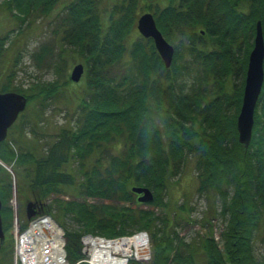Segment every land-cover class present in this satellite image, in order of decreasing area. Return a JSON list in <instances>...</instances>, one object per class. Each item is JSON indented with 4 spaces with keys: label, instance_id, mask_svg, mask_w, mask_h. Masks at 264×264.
I'll use <instances>...</instances> for the list:
<instances>
[{
    "label": "trees",
    "instance_id": "16d2710c",
    "mask_svg": "<svg viewBox=\"0 0 264 264\" xmlns=\"http://www.w3.org/2000/svg\"><path fill=\"white\" fill-rule=\"evenodd\" d=\"M23 1L26 7H19L24 12L18 17L22 23L28 19L32 4L49 10L58 0ZM139 1L115 0L106 26L100 0H70L67 5L59 27L63 30L62 51L67 46L75 48L86 66L87 89L80 116L45 152L21 144L19 139L14 142L9 136L0 142V158L12 165L17 178L21 227L29 221L27 202L34 201L38 212H52L55 207L46 204L44 198L74 189L83 200L58 199L54 201L57 214L53 213L63 227L70 264H88L83 261L80 241L85 233L117 236L142 229L153 234V264L182 260L185 254L193 263L194 251H202L206 264H264V255L259 257L253 248L264 223V85L249 148L239 142L237 127L248 64L247 57L240 54L243 44L239 39L251 43L258 19H262L264 28V0H251L247 11L238 8V0H169L156 11V21L176 47L171 68L165 67L152 38L138 35L129 42ZM9 3L19 6L21 0ZM225 26L234 29L229 40L224 37ZM203 32L213 35L217 44L209 45ZM8 39L9 34L0 38V55ZM51 47L44 44L35 59L42 61ZM189 63L205 75L193 77L188 87L180 79L189 71ZM119 64L124 67L120 72ZM211 75L217 84L210 97L205 84ZM228 75L243 79L232 93L219 82V77L226 81ZM1 89L23 93L10 83ZM58 90L54 81L43 84L35 96L45 101ZM27 96L30 101L31 96ZM106 151L107 156L93 158L94 164L87 167L92 154ZM192 154L197 158L199 192L214 188L221 198V212L228 219L223 247L212 237L200 246L202 249L184 243L182 246L191 247V251L184 247L179 251L181 246L175 245L178 236L160 235L161 229L154 225V210L141 207L168 204L165 197L169 182ZM71 158L79 165L77 171L76 167L64 166ZM7 171L0 165L5 231L12 228L14 219L13 182ZM131 183L150 187L154 200H136L129 189ZM87 197L113 201L99 204L87 201ZM122 201H133L138 207L122 206ZM185 204L179 208L184 210ZM69 216L80 222V229L68 227ZM0 249L7 251L5 241ZM0 264H14V259L8 256ZM129 264L143 263L132 260Z\"/></svg>",
    "mask_w": 264,
    "mask_h": 264
},
{
    "label": "rangeland",
    "instance_id": "374dc122",
    "mask_svg": "<svg viewBox=\"0 0 264 264\" xmlns=\"http://www.w3.org/2000/svg\"><path fill=\"white\" fill-rule=\"evenodd\" d=\"M100 1L101 18L106 26L109 23L110 8L115 0ZM9 2H12V0H0V38L9 34V39L5 42L4 51L0 55V87L2 88L3 85L10 83L11 87L23 89V93L31 96L27 109L10 129L9 137L13 141L15 139L21 140V144L26 143L30 148L35 147L36 151L45 152L50 146H52L53 143H55V141H57V138L62 130L71 129L76 124V121L80 116V105L87 89L86 72L79 82L73 81L71 79V74L74 66L79 63H83L85 65V60L75 48L70 46H67L68 48L66 51H62V45L64 46L61 41L63 30L59 29V27L61 26L62 17L66 14L67 5L70 3V0H58L49 10H44V7L40 8L37 7V4H32L31 12L29 13L30 15L28 14L29 17L24 23H22L18 18L23 15L21 12H24L21 11L19 7H26L24 1L21 0V4L19 6H16L15 4L11 5L12 8ZM238 2V8L240 10H249L251 0H238ZM168 3L169 0H150L149 2L140 0L137 5V17L134 22V31L129 39V42L135 39L138 35L143 36L138 29V20L141 15L146 12H151L156 19V11H158V9H163ZM259 21L262 22V19H258L255 22L256 25ZM158 26L162 30L159 23ZM233 31L234 29L231 27L225 26L224 33H227V36L224 35V37L228 38V40L231 39L230 35H234ZM164 35L166 37L165 33ZM202 35L206 36L209 45L217 44L212 39L213 35L206 34V32H203ZM255 35L256 33L254 34V38L251 40V43H243L241 41L243 37L239 39L241 44H243L240 54L245 55L247 57V61H249L250 53L254 49ZM44 44H50L52 46L51 52L43 55L42 61L35 59V55L37 56V52L40 51ZM212 49L213 48H211V50ZM215 49H217V47ZM196 68V65L189 63V71H187L186 75L181 76L180 82H187L189 87L190 83L194 80H192L193 77L196 75H205L201 69ZM122 69H124V67L119 64L117 71L120 72ZM10 74L11 78L9 76ZM213 76L214 75L209 76V80L205 84L209 87L210 97L214 96L213 93L215 92L214 89L217 84V80ZM228 76L229 77L226 81L219 77V82H221V84L224 82V89H226L227 92L232 93L235 84L240 85L243 79L242 77H234L233 75ZM54 81L58 82L59 90L57 94L52 96V98H48L43 101V97L42 99L39 96H35L43 84H48ZM105 144L108 145V142H105ZM16 145L17 147L20 146L19 144ZM103 154L107 156L109 153L106 151L92 154L90 159L87 161V167L94 164L95 161L93 158H97ZM196 159L195 155H190L182 171L172 177L166 191L165 199L168 203L166 206H141L144 210H154V214L157 219L154 225L156 229H161V232L159 233L160 235L170 234L172 236H178L175 240V245L178 247L181 246L179 251H182L184 248L189 249L191 247L194 249H202L200 246L206 241V239H211L215 234L220 238L218 244H220L221 247H223L225 242L223 234L226 229L228 219L226 215L224 216L221 212V198L214 188L209 189L207 192H199L198 187L200 186V179L198 174L199 169L196 166ZM9 166L11 168L12 165ZM64 166L68 169L70 167H76V171L79 167L78 163H76L72 158L71 161L64 164ZM13 171L14 170L9 171L12 182L14 183V194L13 199L11 200V205L16 211L18 207V183L16 175ZM135 185L136 184L131 183L129 185V189L132 191V187ZM76 197L77 200H83V196H76L74 189H70L67 193L59 195L52 194L44 198V200L47 204L53 205L55 207L54 210L56 211L57 209L54 201L58 199H73ZM134 198L137 200L136 194L134 195ZM86 200L99 204L102 202L107 204L113 201V199H101L98 197H87ZM114 203L118 202L114 201ZM183 203H186L184 209L185 211L179 208ZM26 204H28V202ZM120 204L133 209L138 207L133 201H122ZM66 221L68 222V227L70 229L81 228L80 222L77 223L70 216L66 218ZM14 222L15 217L12 228L9 231H5V243L8 246V249L6 252H3L0 249V261L8 260V256L14 259L16 228L17 225L19 226L18 222H15V225ZM143 230L150 233L152 259L141 263L153 264L155 258L153 249V234L149 229H142V231ZM260 230L261 231L253 243L254 252L259 257L264 255V223L262 224ZM140 231L141 230H137L135 233ZM83 235L80 239L82 253L84 254L83 261L90 264V262H88L90 261L89 257L87 253L84 252L85 245L83 239L86 238V235ZM106 237L112 239L114 237L116 238V236ZM65 243L67 244V240H65ZM184 243L190 244L191 247L182 246ZM194 253H196L194 255L196 258L193 263L187 258V256L190 255L185 254L182 260L172 259L169 264H206L202 251H194ZM17 263V260H14V264Z\"/></svg>",
    "mask_w": 264,
    "mask_h": 264
},
{
    "label": "water",
    "instance_id": "95a60500",
    "mask_svg": "<svg viewBox=\"0 0 264 264\" xmlns=\"http://www.w3.org/2000/svg\"><path fill=\"white\" fill-rule=\"evenodd\" d=\"M138 29L146 38H153L155 46L162 57L164 64L170 68L174 61L175 46L169 42L157 26L156 19L151 12L141 15L138 20ZM254 49L251 51L246 72L243 101L237 118L238 139L246 148L251 144L255 124V111L264 84V31L262 22L256 25ZM85 72V65L79 63L74 66L71 79L79 82ZM28 104V97L17 91H1L0 89V142L8 137L10 127L16 122L21 112ZM132 191L138 194V201L151 202L154 192L148 186L135 185ZM2 200L0 198V242L3 243L6 234L2 218ZM27 216L31 219L35 214V203L27 204Z\"/></svg>",
    "mask_w": 264,
    "mask_h": 264
},
{
    "label": "built area",
    "instance_id": "2783aa9c",
    "mask_svg": "<svg viewBox=\"0 0 264 264\" xmlns=\"http://www.w3.org/2000/svg\"><path fill=\"white\" fill-rule=\"evenodd\" d=\"M52 217L48 214H41L38 215L35 219H33L28 228L25 231H17L16 234V242L17 244L15 245V254H16V260L20 264H69L68 261V253L66 250V244H65V239L64 236L62 235L61 229L58 227V225L54 222ZM50 221H53V223L57 226L58 228V234L57 236L50 234L49 232L47 233L48 235V242L42 241V239H45V235L42 232H39L36 236L37 239H29V246L24 247L27 249H31L30 251L26 252L25 255L23 256L21 253V248L19 243L24 241V236L28 233L30 230L31 226L34 224H37L38 222H41L45 225L51 224ZM35 236V234H34ZM145 237L150 240L148 233L146 232H139L136 234H133L131 238L136 239V237ZM99 240L103 241L106 243V241L109 242H114L117 241V238H107L105 236L101 235H86V238L84 240V245L87 243V241L90 240ZM36 241V242H35ZM34 245H37L39 248L35 250ZM87 245L85 246L86 249ZM85 251V250H84ZM118 256H116L117 260H123L122 264H129V261L131 259H136L140 261H150L151 259V248H147V253H146V259L145 258H140L138 255H130V257H126L123 252L118 253ZM90 262H93L90 260Z\"/></svg>",
    "mask_w": 264,
    "mask_h": 264
},
{
    "label": "bare ground",
    "instance_id": "6f19581e",
    "mask_svg": "<svg viewBox=\"0 0 264 264\" xmlns=\"http://www.w3.org/2000/svg\"><path fill=\"white\" fill-rule=\"evenodd\" d=\"M13 193H14V183H13ZM17 193H18V186H17ZM14 217L19 218L18 207L16 211L14 210ZM53 220L58 225V227L61 229L62 235H63L62 227L55 219ZM50 222L51 224L49 225H45L41 222H38L37 224H34L31 226L28 233L23 237L24 238L23 243L22 242L19 243L20 245L19 248H21V253L23 256L25 255L26 252L31 250V249L24 248L30 245L28 240L32 238L37 239L36 235L39 232H42L45 235L46 238L42 239V241H45V242H48V235H47L48 232L52 235L57 236L58 228L53 223V221H50ZM143 231L146 232V230H143ZM131 236L132 234L117 235L116 236L117 241H114V242L106 241V243H104L103 241H99L97 239L87 241V243H85L87 247L84 252L87 253L89 260L93 261L91 262L92 264H122L123 260L116 259V256H118L117 254L121 252H123L126 257H130V255H138L140 258L146 259L147 258L146 257L147 248L152 247V244H150V240L148 241V239L142 236H139V237H136V239H133L131 238ZM213 238L215 239L217 243H219V240L217 239L216 234L214 235ZM16 244L17 242L15 243V245ZM34 248L35 250H37L39 247L37 245H34Z\"/></svg>",
    "mask_w": 264,
    "mask_h": 264
}]
</instances>
